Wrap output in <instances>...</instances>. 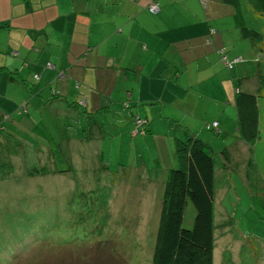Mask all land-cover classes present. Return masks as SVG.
<instances>
[{
	"label": "rangeland",
	"instance_id": "rangeland-1",
	"mask_svg": "<svg viewBox=\"0 0 264 264\" xmlns=\"http://www.w3.org/2000/svg\"><path fill=\"white\" fill-rule=\"evenodd\" d=\"M238 5L243 24L264 37V0H238ZM60 8L69 10V6L60 5ZM47 9L44 8L45 11ZM15 24L26 26L18 19L14 20ZM45 25L47 31L52 29V24ZM24 43L25 49L17 43L16 52L19 51V58L27 55L30 66L17 72L31 85L36 83L40 95L28 93L13 79L12 87L6 86L5 92L9 95L7 97H14L16 101H7L0 96V113L7 114L4 115L7 118L4 119L5 125L16 139L25 143L23 148L15 141L9 145L15 177L0 181V264H7L9 255L31 245L35 238L66 241L73 234L77 239L108 240L104 249L99 251L98 247H94L98 252L87 249L92 255L89 258H93L89 264H149L164 182L161 166L170 168L169 161L174 157V147L171 148L173 135L168 130L176 129L175 123L165 122L158 112L165 104L144 103L132 97V101L125 106V97H101L88 85L89 80L82 82V88L77 92L71 75L65 73L64 76L54 60L51 63L56 64L55 67L47 68L41 80L36 82L33 80L36 57L33 50L27 49L32 45L30 38ZM47 60L48 57L45 63ZM260 60L264 69L263 59ZM253 65L256 69V63ZM44 69L40 68L41 71ZM244 70H249L250 74V65ZM228 72L233 73L234 70ZM262 77L264 80V75ZM252 80L255 81L254 78ZM208 84L209 81L205 80L204 87L184 93L181 97L183 107L188 108L186 102L197 97L200 105L204 103L206 106L208 115L214 109L218 112L217 98L223 96L220 91L226 92L225 88ZM227 86L233 95L235 88ZM170 88L178 91L181 88L184 92L186 87ZM52 89L63 92L65 96L55 99ZM70 91L77 92L81 97H70ZM159 93L160 100L172 99L166 86ZM87 94L89 97H86ZM210 94L215 97H210ZM141 96L143 98V91ZM260 99V129L264 141V100ZM19 101L29 108L23 114L17 112L22 104ZM15 104L17 106L12 110L10 106ZM177 106L182 108L180 104ZM163 107L164 114L169 115L173 110ZM151 113L156 117L153 118ZM138 114L141 119L148 118L150 122L153 119L152 133L145 136L133 134L135 125L132 116ZM9 115L12 120L8 119ZM177 115L178 123L187 116L182 112ZM140 121L139 129L143 125ZM230 129L235 131L228 132L225 137L209 128L197 136L213 148L217 161L214 179V264H264V173L261 170L252 171L247 166L245 182L234 170L232 177L226 175L224 179L223 155L231 157L237 152L233 149L235 140L232 136L236 133L235 125ZM229 144L231 146L227 149ZM256 156L259 157V153ZM143 161H146L145 169L141 167ZM236 163L233 159L230 164L232 169L237 166L233 165ZM32 167L38 168L42 174L29 178L27 170ZM30 192L33 196L25 195ZM24 196H30V208L20 205V199H27ZM64 208L66 211L62 213ZM194 215V207L188 201L183 216L185 228L192 226ZM68 218L75 219L67 223ZM47 253L49 256L53 254L50 260L59 259L58 263L62 259L64 264L80 263L73 256L75 252L69 250L48 251L44 255Z\"/></svg>",
	"mask_w": 264,
	"mask_h": 264
},
{
	"label": "crops",
	"instance_id": "crops-1",
	"mask_svg": "<svg viewBox=\"0 0 264 264\" xmlns=\"http://www.w3.org/2000/svg\"><path fill=\"white\" fill-rule=\"evenodd\" d=\"M152 1L160 7L158 14L146 11ZM60 5L69 6V10H61ZM238 6L236 12V8L226 0H138L136 3L130 0H0V24L9 23L15 31L14 35L2 38L6 28H0V44L16 52L17 43L25 49L24 42L30 38L32 45L27 49L34 51L35 71L42 77L47 68L40 71L38 53L40 57V50L52 42L55 49L61 50L62 56L45 54L44 58L58 62L64 76V72L71 75L77 92L84 81L89 80V86H96L100 74L105 73L107 80L102 81L112 86L114 93L119 92L121 96L128 90L131 101L135 97L137 101L146 103H164L158 112L165 122L178 124V128L182 126L196 136L216 123V132L225 137L233 131L230 129L233 125L237 128L234 94L227 85L234 87V91L258 93L264 83L259 52L252 41L243 38L239 32ZM44 8L48 9L45 11ZM15 19L26 26L14 25ZM47 23L52 24L49 31L45 28ZM221 55L231 67L222 61ZM67 60L72 63L70 66L66 65ZM249 65L250 74L249 70H244ZM231 69L233 73L228 72ZM205 80L209 81V86L215 87L216 84L226 91H220L223 96L217 98L219 111L214 109L209 115L206 106L204 103L200 105L197 97L186 102L188 108L183 107L181 100L190 89L204 87ZM236 80L237 83H234ZM55 84L57 86L58 81ZM182 85L186 87L184 92H181ZM164 86L168 87L172 97L170 101L159 98ZM170 87L180 88V91ZM77 92L70 91V97H81ZM86 97H89L88 94ZM210 97L215 95L210 94ZM163 106L171 107L172 112L164 114ZM178 112L187 115L181 118V123L177 122ZM151 116L156 117L153 113ZM178 128L168 130V133L184 138ZM233 140V149L237 152L231 157L223 155L222 175L224 179L226 175L232 177L234 170L240 179L246 181L247 166L252 171L256 168L253 149L239 139ZM171 145V148L174 147L173 142ZM166 150L168 153L169 149ZM233 159L237 161L233 164L237 165L234 169L230 166ZM169 165L170 168L176 165L174 157ZM141 167L146 168V161ZM161 169L164 177L168 168L161 166Z\"/></svg>",
	"mask_w": 264,
	"mask_h": 264
},
{
	"label": "trees",
	"instance_id": "trees-1",
	"mask_svg": "<svg viewBox=\"0 0 264 264\" xmlns=\"http://www.w3.org/2000/svg\"><path fill=\"white\" fill-rule=\"evenodd\" d=\"M130 1L136 3L138 0ZM226 2L234 6L237 12V0H226ZM152 7H155L154 10H152ZM146 11L155 15L159 13L160 7L156 1H152L147 5ZM242 21V18L238 17L237 23L240 34L243 38L252 41L253 46L259 52V59H263L264 64V37L260 32L245 26ZM2 27L6 28L2 38L6 35L9 36V34L12 35V33L14 35L15 31L14 29L12 30L9 23L5 22L0 24V28ZM40 52V57L38 53V58L40 61L44 60L42 63L38 61L40 68H54V64H52L51 61L47 60V63H45V54H57L62 56L61 50L55 49V44L53 45L52 42H48L44 45ZM18 55L19 53L16 54L15 50L8 49V46H2L0 44V96L11 102L15 99L14 97H7L9 95L6 93L7 91L5 92V88L6 86L12 87L13 79L17 80L28 93H32L36 96L40 95L36 83L31 85L27 79L19 76L17 71L23 70L24 68L28 69L30 61L27 55L22 58H19ZM221 57H223V55H221ZM8 59L10 60L8 61ZM34 61H36V59ZM222 61L227 64L226 58H222ZM67 62L66 65L68 66L72 64L68 60ZM82 66L85 65L83 64ZM262 73L264 75L263 68ZM33 78V80L38 82L42 77L35 71L33 72ZM102 80H107V75L105 73L100 74V79L96 86L90 85V87H92L96 93H100L104 97H125L126 100L123 102L125 106H128L129 101H131L129 98V91L122 92L120 96L119 92L114 93L113 87L104 84ZM32 90L34 91L32 92ZM51 91H53L52 97L55 99L65 96L61 91H58L59 93L55 89ZM260 98H264V83L258 93L245 90L234 91L237 128L236 133L232 136L233 139H239L252 147L253 162L256 166L255 171L260 172L261 170L264 173V141L261 139V115L258 104ZM50 100L51 98L49 101ZM19 102L22 104L17 108V112L23 114L29 108L23 101ZM16 106L17 104L10 106V108L13 110ZM4 115L7 114L0 113V135L4 134V136H0V181L15 177V164L9 157V145L11 142L15 141V144L22 148L25 145L24 141L16 139L17 137L15 138L14 135L10 133V129L5 125L4 119L7 118ZM132 117L135 125L134 135L142 134L145 136L152 133L151 122L148 118L141 119L139 115ZM8 119L12 120L11 115H9ZM140 120H142L143 125L142 128L139 129L138 122L141 123ZM177 125L175 126L176 128H178ZM147 126L149 127L148 129L146 128ZM208 128L215 132L217 131L215 129L216 127L211 128V126H208ZM178 129L182 130L181 133L184 135V138H181V136H173L174 159L176 160V165L168 168L165 172L158 227L156 236L153 240L152 258L149 264H214V171L217 161L213 148L207 142L193 133L191 134L182 126ZM18 138H20V136H18ZM256 153H259L260 156H256ZM48 171L49 170L46 171V174ZM27 174L29 178L34 179L42 173L38 168L32 167L27 170ZM234 183L236 182L234 181ZM28 194L33 196L32 192L25 193V195ZM30 196L23 197L27 199H20V205L30 208L28 202ZM188 201L192 203L195 215L192 226L190 228H185L183 225V216ZM251 209H253V206ZM64 211H66V208L62 210V213ZM229 218L231 220L230 215ZM74 219L75 218H68L66 222L70 223ZM61 221L62 220L59 222ZM62 222L65 223V221ZM107 245L108 240L93 241L89 239V237L77 239L74 234L66 241H55L50 237L46 239L35 238L31 245H27L21 250H17L9 255L7 264H14L17 262L20 264H54V261L55 264H64L63 259L60 263L57 262L59 259L54 261L50 260L53 254L51 256L48 255L49 253L44 255L46 252L54 250H69L71 253L75 252L73 256H76L80 261L78 264H89L93 258H89L92 255L88 254L87 249L92 248L95 251H97V249L100 251ZM94 247L98 248L96 249ZM33 250H35L34 254L30 255L29 252ZM40 252H42V254L39 255ZM78 255H80V257H78Z\"/></svg>",
	"mask_w": 264,
	"mask_h": 264
},
{
	"label": "built area",
	"instance_id": "built-area-1",
	"mask_svg": "<svg viewBox=\"0 0 264 264\" xmlns=\"http://www.w3.org/2000/svg\"><path fill=\"white\" fill-rule=\"evenodd\" d=\"M155 7H152V10H154ZM223 58L225 59V56H223ZM229 67H231L230 63L227 62V64ZM213 127H216V123L213 124Z\"/></svg>",
	"mask_w": 264,
	"mask_h": 264
}]
</instances>
